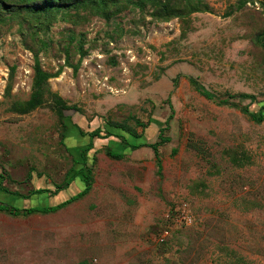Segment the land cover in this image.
<instances>
[{
  "label": "rangeland",
  "instance_id": "obj_1",
  "mask_svg": "<svg viewBox=\"0 0 264 264\" xmlns=\"http://www.w3.org/2000/svg\"><path fill=\"white\" fill-rule=\"evenodd\" d=\"M202 2L207 12L168 22L129 8L111 20L86 11L79 22L59 16L47 30L0 25V204L54 206L80 192L83 176L55 193L83 168L90 144L74 124L104 137L88 152L93 185L85 198L46 216L0 212V264H264V122L240 105L215 104L188 81L215 97L254 95L249 111L259 114L264 0ZM37 62L51 76L50 92L81 115L66 112L72 120L63 123L49 93L28 114L15 109L31 98ZM168 102L174 117L172 141L160 149L162 175L149 148L121 161L105 155L122 145L116 136L156 142ZM117 123L140 138L112 128ZM37 188L51 193L29 197ZM182 209L190 224L159 242Z\"/></svg>",
  "mask_w": 264,
  "mask_h": 264
},
{
  "label": "trees",
  "instance_id": "obj_2",
  "mask_svg": "<svg viewBox=\"0 0 264 264\" xmlns=\"http://www.w3.org/2000/svg\"><path fill=\"white\" fill-rule=\"evenodd\" d=\"M129 8H136L143 11L150 9L152 10V17L158 21L164 22H168L173 18H182L191 16L195 13L208 11L202 0H0V25H4L10 20H16L21 29L25 28V26H32L36 30H47L52 24L59 20V16H61L64 21L79 22L77 19L81 18L80 13L86 11L92 16L99 17L104 20H111ZM67 10H73L74 15L71 16V14L66 12ZM263 35L264 34L261 33L258 40L264 47V41L262 40ZM34 73V84L32 88L33 93L31 98L26 103L15 108L19 113L28 114L36 110L45 103V95L49 93L53 97L54 108L63 123L66 119L72 120V117L67 116L66 112H72L73 115L77 113L80 115L82 114L81 110L77 106L68 105L61 96L50 92L48 80L51 76L42 70L38 62L35 65ZM179 77L180 76L174 80V87L177 85ZM188 81L198 94L206 97L215 104L219 106L240 105L242 113L248 116L253 122L258 124L264 122V104H262L259 108L258 115L249 111L251 105H258L254 95L243 93L225 94L224 96L215 97L204 92L197 80L193 77H188ZM242 101H249V104L243 105ZM168 104L171 106L170 102H168ZM170 108L172 113L163 124L159 125L158 140L156 142L132 145L124 136H116L117 138L122 139V145H119L116 149L106 147L105 155L111 159L121 161L131 152L143 148H149L154 153L157 173L162 175L163 165L160 149L172 141L171 137L166 134L170 131L171 120L174 117L172 106ZM135 123L137 126L142 128H146L148 125V123L142 124L139 121H135ZM149 123H151V121H149ZM74 125L77 126L81 135L88 136L90 144L88 148L82 152V159L84 161L83 168L76 172H72L71 170L65 177L64 181L56 186L55 193L68 190L73 182L81 180V176L85 178L82 182L83 189L78 193L71 194L67 200L54 206L37 205L22 210L9 204H0V212L13 217L24 218L35 215L46 216L55 214L67 208L69 205L82 200L90 193L93 185V179L92 167L87 164L88 152L94 149L95 139L104 137L101 136L102 130L100 128H84L78 124ZM112 128L119 129L135 138H140L136 130L126 124H112ZM111 136L114 135L112 133H108L105 138ZM64 138L65 136H63V139ZM177 151V149H173L172 154L176 155ZM1 190L6 192L4 188H1ZM43 193H51V191L44 188H37L29 193V197Z\"/></svg>",
  "mask_w": 264,
  "mask_h": 264
},
{
  "label": "built area",
  "instance_id": "obj_3",
  "mask_svg": "<svg viewBox=\"0 0 264 264\" xmlns=\"http://www.w3.org/2000/svg\"><path fill=\"white\" fill-rule=\"evenodd\" d=\"M168 225L159 236V242H164L168 238L172 236V234L178 230H180L184 226H188L191 222V218L189 212L186 209H182L173 217H168Z\"/></svg>",
  "mask_w": 264,
  "mask_h": 264
}]
</instances>
